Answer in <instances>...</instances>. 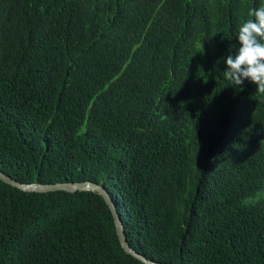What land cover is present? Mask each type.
<instances>
[{
    "label": "trees",
    "instance_id": "16d2710c",
    "mask_svg": "<svg viewBox=\"0 0 264 264\" xmlns=\"http://www.w3.org/2000/svg\"><path fill=\"white\" fill-rule=\"evenodd\" d=\"M264 0H0V171L107 190L162 264H264V94L224 77ZM0 264H145L94 192L0 180Z\"/></svg>",
    "mask_w": 264,
    "mask_h": 264
},
{
    "label": "clouds",
    "instance_id": "9594fccd",
    "mask_svg": "<svg viewBox=\"0 0 264 264\" xmlns=\"http://www.w3.org/2000/svg\"><path fill=\"white\" fill-rule=\"evenodd\" d=\"M250 19L239 28V47L233 56L224 60V77L232 88L243 91L247 81L256 85L257 93L264 94V6L248 12Z\"/></svg>",
    "mask_w": 264,
    "mask_h": 264
},
{
    "label": "water",
    "instance_id": "95a60500",
    "mask_svg": "<svg viewBox=\"0 0 264 264\" xmlns=\"http://www.w3.org/2000/svg\"><path fill=\"white\" fill-rule=\"evenodd\" d=\"M0 180L4 183L19 189L24 192H55V191H65V192H94L99 194L103 200L105 201L109 211L112 214L117 237L119 239V242L121 244L122 249L125 253L131 255L132 257L142 261L145 264H162V263H156L147 260L134 250H132L126 241V237L123 232V228L119 219V216L117 214L115 205L107 192V190L97 184L91 183V182H64V183H54V184H40V183H29L24 184L17 182L10 178L9 176L5 175L0 171Z\"/></svg>",
    "mask_w": 264,
    "mask_h": 264
}]
</instances>
